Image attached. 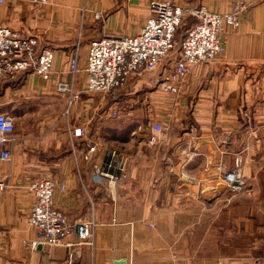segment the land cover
<instances>
[{
	"label": "crops",
	"instance_id": "0c3cea01",
	"mask_svg": "<svg viewBox=\"0 0 264 264\" xmlns=\"http://www.w3.org/2000/svg\"><path fill=\"white\" fill-rule=\"evenodd\" d=\"M152 1L222 15L242 3L246 11L237 28L223 32L225 53L191 67L178 94L155 87L141 93L146 79L137 80L135 99L145 106L135 100L123 113L131 122L108 123L105 95L87 90V55L80 73H70L76 38L84 36L87 51L101 35H137ZM0 25L55 51L49 81L22 73L0 84V113L16 124L12 160L0 161V181L11 185L0 191V264H70L71 254L73 264H264V0H4ZM59 81L79 94L73 105L71 94L56 91ZM152 121L164 126L154 146ZM77 127L87 136L74 137ZM111 148L129 158L127 178L116 187L93 171ZM235 168L244 170L254 200L226 189L223 175ZM39 178L66 185L54 206L72 222L93 224L91 245L71 246L75 234L63 245H27L36 239L29 186Z\"/></svg>",
	"mask_w": 264,
	"mask_h": 264
},
{
	"label": "built area",
	"instance_id": "2783aa9c",
	"mask_svg": "<svg viewBox=\"0 0 264 264\" xmlns=\"http://www.w3.org/2000/svg\"><path fill=\"white\" fill-rule=\"evenodd\" d=\"M3 1L0 0V3ZM35 1L44 4L48 0ZM150 10L151 17L139 34L103 36L89 43L85 71L88 76L87 90L90 93L105 95L126 88L148 74L159 72L154 81L156 88L170 95L178 94L191 67L199 63H209L224 54L225 46L221 36L227 27L235 29L240 25L246 5L237 3L232 12L222 15L209 11L205 6L184 10L172 2L152 1ZM187 16L194 17L196 21L179 42L176 34ZM81 46V42L76 44L70 60L73 79L80 73ZM176 54L174 66H165L161 70L165 63H172L171 59ZM54 61L53 48L42 46L36 36L25 35L0 25V84L4 80H15L22 73L49 81L53 76ZM56 91L60 94H71L70 106L79 98V94H73V84L69 82L59 81ZM119 113L115 110L113 117L118 118ZM163 131L164 126L161 123L151 122L148 144H158ZM15 132L14 118L0 113L2 162L9 163L12 160L10 144L14 141ZM73 134L76 138H83L87 136V130L77 127ZM92 150L95 147L90 152ZM93 171L100 183L106 180L112 187H116L127 178V157L117 151H110L105 162L94 163ZM223 182L233 196L252 194V187L241 168L225 172ZM10 188L8 182L0 181V191L5 192ZM29 189L36 197L35 206L28 218V222L36 230V239L26 242L29 247L36 249L39 245H63L73 234L77 236V244L68 245L80 248L92 244L93 224L86 220L72 222L63 211L54 206L55 193L57 190L66 191L65 184H59L54 178H39L31 182ZM70 264H73L72 254Z\"/></svg>",
	"mask_w": 264,
	"mask_h": 264
},
{
	"label": "rangeland",
	"instance_id": "374dc122",
	"mask_svg": "<svg viewBox=\"0 0 264 264\" xmlns=\"http://www.w3.org/2000/svg\"><path fill=\"white\" fill-rule=\"evenodd\" d=\"M2 4V3H0ZM151 11V10H150ZM196 21V19L194 17H191V16H187L185 18V20L183 21V24L179 27L178 29V32L176 34V39L177 41H182V38L184 37V35L186 34L187 30L193 25V23ZM103 37L102 35L101 36H98L96 38H92V39H98V38H101ZM223 41V40H222ZM78 42H81V48H80V57H81V54L84 55H87V51H88V47H87V51L86 49H84V36L82 34H79L78 37L76 38V42H75V46ZM91 42V41H90ZM224 43V41H223ZM89 46V45H88ZM225 46V44H224ZM179 47V46H178ZM179 49V48H178ZM225 53V52H224ZM158 78V75L157 73H154L153 74H148L145 76V79H146V82L144 83V86L142 88L138 87V90L139 92L141 93H145L146 90H150V89H154V87L156 88V85L154 84V81ZM137 80H135V82H132L128 87L126 88H122V89H117V90H114L110 93H107L105 94V98H106V101H107V122L108 123H116V122H120L121 119H125L126 122H131L129 121L128 119H130V117H127L123 115L124 112H126V110H130L131 106L133 104H135L136 102H134L136 99H135V93L137 91V87H135L136 85L134 83H136ZM162 92V91H161ZM162 93H165V92H162ZM134 98V99H133ZM161 99V98H160ZM138 103L142 102V104L144 105L143 101H144V98L141 97L140 100H136ZM115 102H118V105L117 103ZM145 106V105H144ZM120 107H122V110H124L122 112V110L120 109ZM124 108V109H123ZM115 110H118L120 113V115L118 116V118H114L113 117V112ZM122 112V114H121ZM147 113L146 110L143 111V113L141 114L142 116L140 117V120H142L144 118V115ZM129 116V115H128ZM144 124L147 123V120L144 118L143 119ZM149 122V121H148ZM153 122V121H152ZM148 125V124H147ZM148 136V135H147ZM150 145V144H148ZM151 146V145H150ZM112 151H117L115 150L114 148H111ZM118 152V151H117ZM128 162H129V158L127 157V166H128ZM128 168V167H127ZM8 191V190H7ZM5 191V192H7ZM2 192V191H1ZM244 195V194H242ZM242 195H237L235 197H238V196H242ZM248 199L250 200H254L255 199V196L254 194L252 193L251 195H247Z\"/></svg>",
	"mask_w": 264,
	"mask_h": 264
},
{
	"label": "water",
	"instance_id": "95a60500",
	"mask_svg": "<svg viewBox=\"0 0 264 264\" xmlns=\"http://www.w3.org/2000/svg\"><path fill=\"white\" fill-rule=\"evenodd\" d=\"M97 155L96 150H92L87 158V166L89 169H92L93 159ZM122 263V262H119Z\"/></svg>",
	"mask_w": 264,
	"mask_h": 264
},
{
	"label": "bare ground",
	"instance_id": "6f19581e",
	"mask_svg": "<svg viewBox=\"0 0 264 264\" xmlns=\"http://www.w3.org/2000/svg\"><path fill=\"white\" fill-rule=\"evenodd\" d=\"M157 89H158V87H157ZM162 91V90H161ZM163 92V91H162Z\"/></svg>",
	"mask_w": 264,
	"mask_h": 264
}]
</instances>
